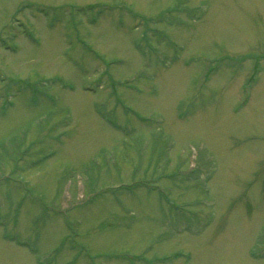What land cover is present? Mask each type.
<instances>
[{
	"label": "rangeland",
	"instance_id": "obj_1",
	"mask_svg": "<svg viewBox=\"0 0 264 264\" xmlns=\"http://www.w3.org/2000/svg\"><path fill=\"white\" fill-rule=\"evenodd\" d=\"M0 264H264V0H0Z\"/></svg>",
	"mask_w": 264,
	"mask_h": 264
}]
</instances>
